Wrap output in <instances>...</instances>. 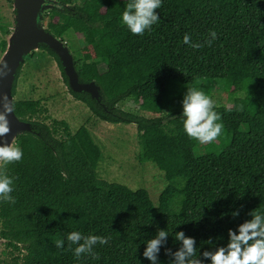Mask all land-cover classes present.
I'll use <instances>...</instances> for the list:
<instances>
[{
    "label": "trees",
    "instance_id": "obj_1",
    "mask_svg": "<svg viewBox=\"0 0 264 264\" xmlns=\"http://www.w3.org/2000/svg\"><path fill=\"white\" fill-rule=\"evenodd\" d=\"M129 2L50 0L39 22L62 41L71 34L84 41L87 50L73 56L81 80L98 59L100 100L70 93L102 121L135 124L138 160L154 163L166 186L154 204L144 188L101 179L103 151L86 126L73 132L39 100H13L16 117L34 132L17 135L20 161L0 164V176L10 178V191L0 193V239L9 257L1 264H177L181 231L194 240L185 261L211 264L205 252L264 214V0H161L158 20L142 35L121 21ZM6 46L0 32V56ZM40 49L67 83L56 54ZM236 83L249 99L213 105L221 134L203 143L188 137L182 101L189 89L231 94ZM125 100L138 112L117 105ZM161 230L167 235L153 261L144 252ZM73 231L79 241L68 240ZM92 235L107 243L97 240L77 257L75 248Z\"/></svg>",
    "mask_w": 264,
    "mask_h": 264
},
{
    "label": "rangeland",
    "instance_id": "obj_2",
    "mask_svg": "<svg viewBox=\"0 0 264 264\" xmlns=\"http://www.w3.org/2000/svg\"><path fill=\"white\" fill-rule=\"evenodd\" d=\"M14 17L13 0H0V26H2L0 32L6 42L15 27ZM65 39L63 42L73 56L77 51L87 50L84 41L74 35L71 34L70 37L66 35ZM32 53L33 55L25 58L22 65L13 100H39L47 108L50 119L65 120L73 132L82 125L86 126L103 151V159L97 168L99 177L109 182L127 185L132 189L144 188L156 204L159 194L166 186V180L163 172L154 163L138 160L136 125L110 123L97 118L84 102L70 93L55 59L46 50L40 48ZM92 61V74L86 78L88 81H94V77L101 70L98 59L93 58ZM235 86L237 90L231 94L214 91L211 95L214 100L213 105L229 104L233 96L248 100L249 96L238 89L239 84L236 83ZM117 105L125 110L138 112L131 100L119 102ZM13 144L16 145V142ZM5 249V244L0 239V260L9 259L3 254Z\"/></svg>",
    "mask_w": 264,
    "mask_h": 264
},
{
    "label": "clouds",
    "instance_id": "obj_3",
    "mask_svg": "<svg viewBox=\"0 0 264 264\" xmlns=\"http://www.w3.org/2000/svg\"><path fill=\"white\" fill-rule=\"evenodd\" d=\"M160 5L161 0H131L121 13V21L131 33L142 35L149 25L158 20L154 9ZM183 39L188 41V36L185 35ZM5 67L0 65V76L5 74ZM182 104V126L188 137L203 143L212 142L221 134L223 124L220 122L219 114L213 110L214 100L211 96L202 90L191 87ZM5 107L7 108L6 102ZM8 132L7 121L3 115H0V136ZM22 156L23 151L17 145L0 146V160L4 163L20 161ZM9 191L10 178L0 176V193L6 194ZM166 235L167 233L161 230L156 238L148 241L144 255L155 261L154 253L158 251V245L161 243L160 238ZM175 235L183 244V248L176 253L177 264H196L191 259L185 261L186 256H191L195 252L193 238L186 237L182 231ZM229 237L226 246L219 247L214 253H204L205 256H210L211 264H264V214L254 213L253 218L241 223L236 231L230 229ZM67 238L76 242L81 239V234L78 231H73L68 234ZM97 240L101 244L107 243L103 237L89 236L84 244L75 248V255L78 257ZM60 243L61 241L57 240L58 246Z\"/></svg>",
    "mask_w": 264,
    "mask_h": 264
},
{
    "label": "water",
    "instance_id": "obj_4",
    "mask_svg": "<svg viewBox=\"0 0 264 264\" xmlns=\"http://www.w3.org/2000/svg\"><path fill=\"white\" fill-rule=\"evenodd\" d=\"M49 3L50 0H13L15 27L7 39L6 50L0 57V65L6 66L5 74L0 76V115L4 116L9 127V132L0 136V146L15 143L17 135L22 132H34L29 122L19 120L14 113L12 87L25 58L40 47L56 54L70 90L83 92L96 103L100 100V87L93 80L84 81L79 78L73 55L67 45L40 24L39 19Z\"/></svg>",
    "mask_w": 264,
    "mask_h": 264
}]
</instances>
